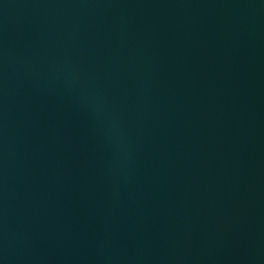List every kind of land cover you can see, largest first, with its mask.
<instances>
[{
	"label": "water",
	"instance_id": "95a60500",
	"mask_svg": "<svg viewBox=\"0 0 264 264\" xmlns=\"http://www.w3.org/2000/svg\"><path fill=\"white\" fill-rule=\"evenodd\" d=\"M0 264H264V0H0Z\"/></svg>",
	"mask_w": 264,
	"mask_h": 264
}]
</instances>
